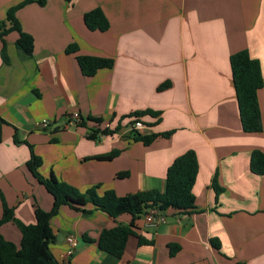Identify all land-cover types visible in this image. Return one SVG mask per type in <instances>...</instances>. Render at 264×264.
<instances>
[{
    "label": "crops",
    "instance_id": "obj_1",
    "mask_svg": "<svg viewBox=\"0 0 264 264\" xmlns=\"http://www.w3.org/2000/svg\"><path fill=\"white\" fill-rule=\"evenodd\" d=\"M23 1L0 0V23ZM93 9L106 17V31L85 27L83 15ZM14 17L32 37L33 52L25 57L17 50L16 31L0 39V217L4 203L17 221L33 224L34 206L45 212L52 206L26 168L29 146L41 159V176L80 194L97 186L98 196L112 190L118 197L162 193L168 166L193 151L191 212L167 210L155 228L140 217L137 235L115 258L96 240L102 230L128 225L129 215L112 218L90 203L61 206L49 221L52 256L59 264H264V175L249 169L251 153L264 154V0H46L22 6ZM69 45L76 54L65 52ZM242 50L259 62L263 79L256 133L241 129L229 66ZM76 55L112 59L113 66L85 77ZM136 112L146 114L122 119ZM74 113L102 119L99 129L112 133L88 139L94 124H68ZM42 120L48 124L38 127ZM134 121L143 124L141 135L173 133L144 146L130 132ZM114 151L110 160L99 158ZM214 179L222 189L217 196ZM0 234L20 241L13 222ZM137 236L152 243L139 245ZM67 237L76 243L70 255ZM170 245L179 247L173 256Z\"/></svg>",
    "mask_w": 264,
    "mask_h": 264
},
{
    "label": "trees",
    "instance_id": "obj_2",
    "mask_svg": "<svg viewBox=\"0 0 264 264\" xmlns=\"http://www.w3.org/2000/svg\"><path fill=\"white\" fill-rule=\"evenodd\" d=\"M36 3L43 6L46 0H24L16 7L9 9L5 20L0 23V39L11 31L18 33V39L15 41V47L25 57H30L33 52V39L27 33H24L17 20L14 17L16 10L29 3ZM85 27L90 31L104 32L108 29V21L99 9H93L83 15ZM8 25L6 28L5 26ZM78 48L76 45L66 47L67 54H76ZM1 57L4 63H7V56L4 48L1 50ZM76 62L81 74L85 77L93 76L98 70L110 69L113 66V60L101 57L76 55ZM229 66L235 91L238 115L241 129L245 133H256L261 131V116L257 102V92L262 87L263 79L259 62L252 59L246 50L239 51L229 57ZM169 87V83H163L158 90ZM146 114V112H136L129 114L124 118H135ZM151 114V113H149ZM86 121V122H85ZM92 122L94 126L90 129L87 138L97 139L100 135L112 133L107 128L101 130L99 125L102 119L87 117L86 120L80 119L77 125H84ZM134 122H132L133 124ZM5 122L0 118V126ZM118 130V129H117ZM133 139L140 141L144 146H148L157 138L167 139L173 131L151 133L141 135L137 131L130 130ZM30 157L26 162V168L33 178L43 186L45 191L52 197V206L45 212L34 206L33 224H23L14 218L13 210L4 203L2 205V214L0 217V227L8 222H13L19 232L20 241L14 244L2 237L0 234V264H59L52 256L49 246L55 240V235L50 227V219L56 215L61 206L73 208V204L88 203L92 206L116 218L127 214L131 217L128 225L116 224L110 229L102 230L96 240L97 248L106 254L115 258H120L123 254L126 240L129 236H136L135 221L139 219L147 209L153 208L164 214L167 210H173L179 214H188L194 209L195 196L193 194V185L198 173V162L193 151H187L175 158L168 166L165 173V187L162 193L157 191H146L131 194L125 197H118L112 190L103 192L101 196L96 194L97 186L86 190L83 194L62 183H58L52 177L46 178L40 175L38 169L41 165V159L34 155L31 147ZM118 154L117 151L103 157L102 160H110ZM249 169L256 175H264V154L259 151H253L249 159ZM121 176V174H118ZM212 188L217 196L221 188L217 185L216 179L213 180ZM1 196V194H0ZM216 198V197H215ZM86 241H91L82 237ZM138 244H151L140 236H137ZM93 242V241H92ZM217 249L219 244L213 243ZM177 245L169 246V255L173 256L177 250Z\"/></svg>",
    "mask_w": 264,
    "mask_h": 264
},
{
    "label": "built area",
    "instance_id": "obj_3",
    "mask_svg": "<svg viewBox=\"0 0 264 264\" xmlns=\"http://www.w3.org/2000/svg\"><path fill=\"white\" fill-rule=\"evenodd\" d=\"M80 118L78 114L74 113L68 120V124L71 125H77L79 122ZM48 124L46 120H42L41 122L38 123V127H45ZM144 126L140 121H134V123L131 125V130L134 131H140L143 130ZM143 219V222L146 227L150 228H155L157 225L160 223H163L165 221L164 214L161 212L157 211L156 209L149 208L145 211V213L141 216ZM66 243L68 244V251L67 255H70L72 253L73 248L75 247V239L73 237H67L66 238Z\"/></svg>",
    "mask_w": 264,
    "mask_h": 264
}]
</instances>
